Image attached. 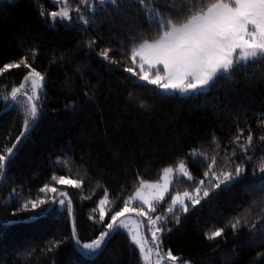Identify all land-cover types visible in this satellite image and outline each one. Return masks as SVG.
Returning <instances> with one entry per match:
<instances>
[{
  "label": "trees",
  "instance_id": "obj_1",
  "mask_svg": "<svg viewBox=\"0 0 264 264\" xmlns=\"http://www.w3.org/2000/svg\"><path fill=\"white\" fill-rule=\"evenodd\" d=\"M53 7L51 0H11L0 8V65L23 55L35 41L39 52L34 66L47 71L43 118L27 141L18 145L11 173L0 182V264H69L79 256L74 241L63 239L71 232V218L66 213L3 223L13 219V209L20 207L23 198L34 196L44 182H50L53 172H70L73 178L84 179L82 194L73 186L61 187L72 196L81 240H88L100 227L89 213L104 187L114 199L119 195L115 200L119 203L134 192L137 174L158 180L165 166L175 167L182 158L193 175L201 177L204 165L200 158L193 161L188 150L196 147L211 153L215 148L211 137L215 134L220 147L231 151L229 140L237 131V119L239 127L251 126L254 133V152L249 154L264 153V141L259 139L264 134L260 124L264 120V64L250 65L235 74L234 80H222L207 97L168 96L124 71L123 65L129 61L122 57L121 50L128 51L144 35L136 31L135 40L129 36L126 26L130 22L124 16L101 9L96 13L97 22L82 33L76 27L46 24L40 9ZM139 19L142 21L143 17ZM112 20L116 21L115 26ZM86 36L103 37L97 38V47L113 49L110 54L120 62L113 66L116 71H106L102 58L89 54L84 43ZM26 71L23 67L12 69L0 77V95L21 83ZM81 73L86 79L81 78ZM89 86H96L91 100L85 98ZM71 100L76 101L74 111L65 108ZM17 108L7 107L0 99V145L14 141L22 129L23 116ZM114 148L121 152L118 159L113 157ZM61 149L69 154L67 165L57 163ZM237 151L242 158L243 154ZM252 179L250 166L239 183L226 191L214 189L210 197L215 198L208 204L203 202L202 209L200 206L182 213L180 224H171V231L163 234L165 248L170 247L181 261L192 264H264V236L253 238L247 227L234 233L228 224L233 215L243 212L253 199H259V194L252 196L246 191L252 187ZM194 183L186 178L175 180L171 194L191 191ZM13 187L17 192L14 201ZM237 204L244 208L237 209ZM166 207L164 203L157 210ZM218 227L225 228L222 237L209 239L208 233ZM56 240L63 242L55 251H47L49 246L55 248ZM128 245L127 237L117 234L103 256L88 259L86 264H112L114 253L118 254L119 264H137V253L131 252Z\"/></svg>",
  "mask_w": 264,
  "mask_h": 264
},
{
  "label": "snow or ice",
  "instance_id": "obj_2",
  "mask_svg": "<svg viewBox=\"0 0 264 264\" xmlns=\"http://www.w3.org/2000/svg\"><path fill=\"white\" fill-rule=\"evenodd\" d=\"M11 0H0V8ZM51 10L41 8L40 16L46 24L63 25L66 28L76 27L87 33L96 21V13L114 11L124 16L130 23L126 26L129 36L135 40L136 31L144 33L139 42L128 51L121 50V55L129 63L123 65L125 72L137 77L140 81L155 86L158 93L177 96L182 99L207 97L222 80H234L235 74L246 70L250 65L264 64V0H52ZM109 5L111 8H109ZM142 16L141 21L139 17ZM79 22V23H77ZM111 23L115 26L116 21ZM98 37H85L84 43L89 54L95 53L102 58L106 71L113 72L119 65L111 47H97ZM39 52V45L24 51L16 59L0 65V77L12 69L23 67L27 71L22 82L12 86L10 92L0 95L7 107L18 106L23 116L22 129L14 141L0 145V182L6 181L15 163L22 142L34 131L43 118V109L47 97V71L38 70L34 62ZM131 65V66H129ZM264 77V73H261ZM81 78L86 79L81 73ZM87 82V81H86ZM96 86L85 89V98L94 99ZM228 96V93H225ZM76 107L71 100L65 108ZM264 127V120L260 121ZM11 139V138H10ZM264 141V134L259 137ZM243 141V142H241ZM215 148L211 153L200 148H190L188 155L193 161L200 158L204 168L201 177L193 175L185 159L173 167L163 168L162 177L148 180L137 174V186L132 194L116 203L119 195L112 197L107 187L103 194L93 201L89 218L100 225L94 238L81 240L75 218L73 199L65 185L81 190L84 179L73 178L70 172L58 175L51 174L50 182H44L34 196L23 198L20 207L13 209V219L3 223H21L38 219L49 213H66L71 218V232L63 239H72L74 248L79 253L69 264H86V260L101 257L109 248L110 242L117 234H123L129 240V250L136 252L137 264H190L181 261L171 248L163 247L164 233L171 231V224H180L182 213L190 208L211 202L214 189L226 191L245 177L251 166L252 187L246 189L253 199L249 207L244 208L229 220L228 224L235 233L242 227L252 230V237L264 236V153L250 155L254 152V133L251 126L239 127L229 140L233 145L231 151L221 148L219 138L211 137ZM243 154L238 156V151ZM121 152L113 149V157L118 159ZM69 154L61 149L57 163L67 165ZM257 169L259 176H256ZM187 179L194 181L192 190L170 193L173 181ZM223 185V188L221 186ZM219 193H216L218 195ZM16 187L12 188V200L16 199ZM166 196L168 199L166 200ZM205 198H209L205 200ZM166 209L158 211L161 204ZM42 205L46 207L42 208ZM39 211H36L38 210ZM27 212V216L17 213ZM257 221L260 227H257ZM224 227H218L208 233L209 239L222 237ZM226 238V237H224ZM55 241V248L49 246L47 251H55L62 243ZM264 256V253L261 254ZM112 264H119L118 254L114 253Z\"/></svg>",
  "mask_w": 264,
  "mask_h": 264
},
{
  "label": "rangeland",
  "instance_id": "obj_3",
  "mask_svg": "<svg viewBox=\"0 0 264 264\" xmlns=\"http://www.w3.org/2000/svg\"><path fill=\"white\" fill-rule=\"evenodd\" d=\"M52 1V0H51ZM139 80V79H138ZM140 81V80H139ZM140 82H142V83H144V84H147V82H144V81H140ZM168 96H172V95H168ZM179 96V95H178ZM175 182V180L173 181V183ZM173 185V184H172ZM222 187V186H221ZM171 188H172V186H171ZM171 188H170V193H171ZM216 190H220V189H216ZM167 197V196H166ZM166 199V198H165ZM208 198H205V200H207ZM204 202V200H202L201 201V204ZM196 207H200V205H197ZM163 247L165 248V246L163 245ZM181 259V258H180ZM190 262V261H189ZM190 264H192L191 262H190Z\"/></svg>",
  "mask_w": 264,
  "mask_h": 264
}]
</instances>
